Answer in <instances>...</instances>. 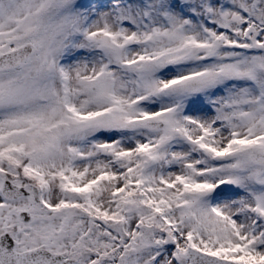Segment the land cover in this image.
Wrapping results in <instances>:
<instances>
[{"label": "snow or ice", "instance_id": "obj_1", "mask_svg": "<svg viewBox=\"0 0 264 264\" xmlns=\"http://www.w3.org/2000/svg\"><path fill=\"white\" fill-rule=\"evenodd\" d=\"M0 264H264V0H0Z\"/></svg>", "mask_w": 264, "mask_h": 264}]
</instances>
